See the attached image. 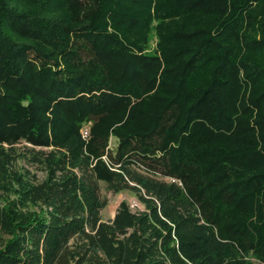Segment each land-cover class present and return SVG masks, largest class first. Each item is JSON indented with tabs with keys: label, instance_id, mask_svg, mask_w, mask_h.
Masks as SVG:
<instances>
[{
	"label": "trees",
	"instance_id": "16d2710c",
	"mask_svg": "<svg viewBox=\"0 0 264 264\" xmlns=\"http://www.w3.org/2000/svg\"><path fill=\"white\" fill-rule=\"evenodd\" d=\"M0 264H264V0H0Z\"/></svg>",
	"mask_w": 264,
	"mask_h": 264
},
{
	"label": "rangeland",
	"instance_id": "374dc122",
	"mask_svg": "<svg viewBox=\"0 0 264 264\" xmlns=\"http://www.w3.org/2000/svg\"><path fill=\"white\" fill-rule=\"evenodd\" d=\"M103 192L108 199L107 205L101 212V217L103 220H108L114 215L116 207L122 200L127 201L132 209L142 208V205L130 191H122L116 194H112L105 190Z\"/></svg>",
	"mask_w": 264,
	"mask_h": 264
},
{
	"label": "built area",
	"instance_id": "2783aa9c",
	"mask_svg": "<svg viewBox=\"0 0 264 264\" xmlns=\"http://www.w3.org/2000/svg\"><path fill=\"white\" fill-rule=\"evenodd\" d=\"M82 136H83L84 138H87V137H88V131H87V128H84V129L82 130Z\"/></svg>",
	"mask_w": 264,
	"mask_h": 264
}]
</instances>
